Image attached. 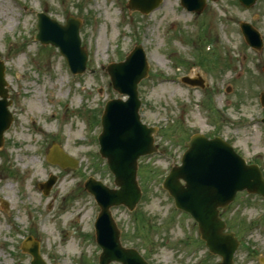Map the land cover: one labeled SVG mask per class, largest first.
Listing matches in <instances>:
<instances>
[{
  "label": "rangeland",
  "instance_id": "rangeland-1",
  "mask_svg": "<svg viewBox=\"0 0 264 264\" xmlns=\"http://www.w3.org/2000/svg\"><path fill=\"white\" fill-rule=\"evenodd\" d=\"M128 1L0 0V59L14 117L0 149V264L30 263L20 248L28 235L39 240L48 264H99L93 222L100 209L84 183L93 176L115 187L98 153L99 121L109 99L127 98L113 89L104 67L140 43L150 64L149 76L139 83L140 114L159 126L161 152L139 159L143 197L136 212L112 208L122 242L151 264L221 260L203 244L194 250L190 219L172 212L162 182L180 163L184 140L196 132L221 135L264 171V47L251 48L239 24L249 20L264 33V0L250 8L221 0L212 20L193 19L179 0H164L150 15L129 9ZM40 11L61 23L70 15L83 19L85 72L74 76L58 47L35 39ZM197 74L208 87L190 89L172 79ZM31 101L43 110L30 113ZM55 144L78 160L75 167L45 161ZM51 174L57 180L44 194L38 184ZM221 216L239 238L234 263L264 264V198L239 192Z\"/></svg>",
  "mask_w": 264,
  "mask_h": 264
},
{
  "label": "water",
  "instance_id": "water-1",
  "mask_svg": "<svg viewBox=\"0 0 264 264\" xmlns=\"http://www.w3.org/2000/svg\"><path fill=\"white\" fill-rule=\"evenodd\" d=\"M250 5L255 0H241ZM159 0H130L129 7L147 12L158 4ZM80 19L69 17L62 25L48 15L39 14L36 38L43 43L59 46L66 55L74 72L86 69L87 52L81 46L79 29ZM248 41L262 46L259 33L248 24L243 25ZM146 55L141 46H137L125 61L112 63L107 70L114 87L121 93L130 95L127 101L113 99L108 102L103 116L104 130L100 135L101 153L107 157L110 168L116 175L119 189H111L100 181L91 178L86 183L92 191L102 211L97 222V238L103 248L100 264H109L113 260L123 264H148L135 249L121 245L118 229L110 207L124 203L134 208L141 196L137 181L138 158L157 149L154 145L155 127L142 123L139 114L140 99L138 83L148 74ZM193 83L202 81L185 78ZM5 65L0 60V147L3 145V133L9 127L12 115L7 109V89L5 85ZM264 100V99H263ZM264 102V101H263ZM188 150L183 155V163L172 169L166 178L165 186L175 196L180 208L190 211L199 221L203 238L213 252L223 256L221 264H233V255L238 246L234 233H224L226 223L219 217V208H228L237 191L247 189L250 192L264 194V176L257 165H247L234 149L220 138L207 139L204 135H195L187 143ZM53 161L62 165H73L69 157L58 149L51 152ZM181 179L186 184L181 183ZM55 178L42 187L49 190ZM24 250L30 251L32 264H46L39 254L38 244L26 242Z\"/></svg>",
  "mask_w": 264,
  "mask_h": 264
},
{
  "label": "flooded vegetation",
  "instance_id": "flooded-vegetation-1",
  "mask_svg": "<svg viewBox=\"0 0 264 264\" xmlns=\"http://www.w3.org/2000/svg\"><path fill=\"white\" fill-rule=\"evenodd\" d=\"M221 2V0H192V4L194 5V11H190L186 8L184 10L187 13H190L193 19H199L201 16L203 19L212 20L214 15L216 14L217 5ZM263 33V32H262ZM264 39V33H263Z\"/></svg>",
  "mask_w": 264,
  "mask_h": 264
},
{
  "label": "bare ground",
  "instance_id": "bare-ground-1",
  "mask_svg": "<svg viewBox=\"0 0 264 264\" xmlns=\"http://www.w3.org/2000/svg\"><path fill=\"white\" fill-rule=\"evenodd\" d=\"M43 110V107L42 106H39V104H37L35 101H31L30 102V107H29V112H38L40 113V111Z\"/></svg>",
  "mask_w": 264,
  "mask_h": 264
}]
</instances>
